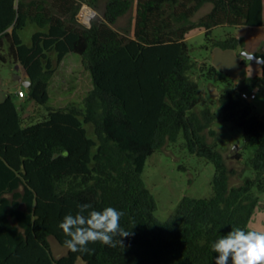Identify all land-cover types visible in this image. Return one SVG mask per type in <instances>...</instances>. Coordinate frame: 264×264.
Masks as SVG:
<instances>
[{"label":"trees","instance_id":"16d2710c","mask_svg":"<svg viewBox=\"0 0 264 264\" xmlns=\"http://www.w3.org/2000/svg\"><path fill=\"white\" fill-rule=\"evenodd\" d=\"M80 1L0 0V60L27 74L30 103L49 101L52 52L58 65L78 54L93 83L83 107H49L37 122L12 94L0 102V264H214L212 244L232 228L251 229L254 190L264 192V118L241 97L248 86L228 83L220 93L223 121L242 130L244 148H254L253 177L233 186L243 169L229 161L240 162L242 151L226 157L208 140L216 115L197 111V61L186 37L200 29L207 47L236 50L239 38L218 39L212 30L264 28V0H82L100 11L91 26L81 22ZM206 4L212 8L194 20ZM126 18L134 20L133 34L121 23ZM28 22L39 27L30 45L19 35ZM262 81L264 64L253 78ZM181 135L192 154L214 164L212 194L184 197L160 221L141 175L147 158ZM83 203L122 211L121 227L132 235L123 246L97 242L91 254L67 250L55 258L49 239L64 246L58 224Z\"/></svg>","mask_w":264,"mask_h":264},{"label":"rangeland","instance_id":"374dc122","mask_svg":"<svg viewBox=\"0 0 264 264\" xmlns=\"http://www.w3.org/2000/svg\"><path fill=\"white\" fill-rule=\"evenodd\" d=\"M211 8V4H206L196 14L194 20H198ZM101 9H103V4ZM98 16H100V11L80 1L79 17L84 25H88V22L91 23ZM121 23L125 26L131 24L130 30L133 34L134 20L126 18ZM38 30L39 27L36 24L28 22L26 27L19 32L22 42L30 45L32 34ZM200 31V29L192 31L188 38L191 56L197 61L194 78L197 79L201 99L197 111L210 108L215 113L216 122L211 127L213 134L207 130L206 135L208 140L216 144L226 157H233L237 152L242 151L240 162L229 161L230 165L243 169L240 177L232 178V185L235 186L240 184L242 179L253 177L254 171L247 165L254 157V148H244L242 130L234 127L230 122L223 121L219 95L228 83L248 86L250 90L256 91V99L250 102L254 113L264 118V81L253 82L254 77L262 74V65L251 62L242 55V52L259 54L262 51L264 28L219 26L212 30V37L218 39H225L229 34L239 38L243 46L236 50L207 47L205 34ZM0 53L4 54L1 51ZM49 57L56 71L48 88V103L44 106H37L30 103L26 95L23 98L14 97L18 106L27 109L23 111V115L32 118V122L42 120L49 107H83L87 94L93 89L90 72L83 67L78 54H67L60 65L57 64V56L54 52L50 53ZM201 66L204 67L202 72ZM210 66L216 68L217 74L208 75ZM257 68H259L258 73L255 71ZM17 73L18 70L13 64L3 63L0 60V89L14 92L16 88L14 77ZM23 90L26 93L25 89ZM214 175V164L192 154L181 135L175 143H169L147 158L141 176L146 188L156 201L154 216L160 221H165L176 211L184 197H209L212 194L211 184ZM254 194L258 197V204L250 228L264 230V192L254 190ZM49 242L55 258L66 255L67 249L55 239L50 238ZM78 262L81 263V261Z\"/></svg>","mask_w":264,"mask_h":264},{"label":"clouds","instance_id":"9594fccd","mask_svg":"<svg viewBox=\"0 0 264 264\" xmlns=\"http://www.w3.org/2000/svg\"><path fill=\"white\" fill-rule=\"evenodd\" d=\"M77 209L58 224L67 237L64 247L72 253L91 254L93 249L88 246L97 242L109 247L123 246L122 240L132 235L131 230L121 227L124 213L115 207L97 210L92 204L83 203ZM212 252L217 254L214 264H264V230L232 228L212 244Z\"/></svg>","mask_w":264,"mask_h":264},{"label":"crops","instance_id":"0c3cea01","mask_svg":"<svg viewBox=\"0 0 264 264\" xmlns=\"http://www.w3.org/2000/svg\"><path fill=\"white\" fill-rule=\"evenodd\" d=\"M263 19H264V12H263ZM200 32H203V31L201 30ZM189 36H190V33L186 37L187 43H188ZM262 51L264 53V48H262ZM14 66L18 70V73L15 74V77H14L16 88H15L14 92H9L8 90H5V89H0V102H2L8 96V94H12L13 98L15 96H17V90H19L20 88H24L25 87L24 84H27L29 86V83H28L29 78H28L27 74L24 72V70L22 69V67L20 65H14ZM255 71H256V73H258L259 68L255 69ZM17 98H20V97L17 96Z\"/></svg>","mask_w":264,"mask_h":264},{"label":"built area","instance_id":"2783aa9c","mask_svg":"<svg viewBox=\"0 0 264 264\" xmlns=\"http://www.w3.org/2000/svg\"><path fill=\"white\" fill-rule=\"evenodd\" d=\"M17 96L20 97V98H23L25 96V92L23 90V88H20L18 91H17ZM241 97L247 101H253L254 99H256V91L255 90H246V91H243L241 93Z\"/></svg>","mask_w":264,"mask_h":264},{"label":"water","instance_id":"95a60500","mask_svg":"<svg viewBox=\"0 0 264 264\" xmlns=\"http://www.w3.org/2000/svg\"><path fill=\"white\" fill-rule=\"evenodd\" d=\"M88 26H91V23L88 22ZM242 55L246 58V59H249L251 62H254V63H258L260 65H263L264 64V59L256 54H249V53H246V52H242ZM28 83L30 84V81H28ZM25 87H27L28 85L27 84H24Z\"/></svg>","mask_w":264,"mask_h":264}]
</instances>
